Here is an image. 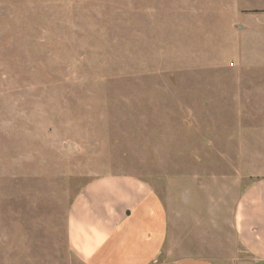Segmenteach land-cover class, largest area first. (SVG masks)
<instances>
[{"label": "rangeland", "instance_id": "374dc122", "mask_svg": "<svg viewBox=\"0 0 264 264\" xmlns=\"http://www.w3.org/2000/svg\"><path fill=\"white\" fill-rule=\"evenodd\" d=\"M126 175L167 205L159 262L249 264L264 176V0H0V264H85L68 215Z\"/></svg>", "mask_w": 264, "mask_h": 264}, {"label": "crops", "instance_id": "0c3cea01", "mask_svg": "<svg viewBox=\"0 0 264 264\" xmlns=\"http://www.w3.org/2000/svg\"><path fill=\"white\" fill-rule=\"evenodd\" d=\"M167 205L148 182L108 175L87 185L68 215L71 248L85 264H161L169 238ZM233 228L240 243L264 264V176L242 192L234 208ZM166 264H217L185 257Z\"/></svg>", "mask_w": 264, "mask_h": 264}]
</instances>
